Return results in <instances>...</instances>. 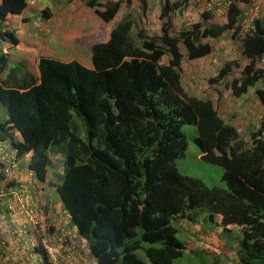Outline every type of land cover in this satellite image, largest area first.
<instances>
[{"label": "trees", "instance_id": "obj_1", "mask_svg": "<svg viewBox=\"0 0 264 264\" xmlns=\"http://www.w3.org/2000/svg\"><path fill=\"white\" fill-rule=\"evenodd\" d=\"M138 2L143 13L149 1ZM252 2L229 0L219 23L195 22L172 32L169 15L184 13L190 0H161V34L149 35L142 26L133 32L136 21L127 15L115 19L122 0H85L100 20L84 29L92 64L41 56L33 73L24 60L11 63L3 52L19 42L6 17L23 12L27 1L0 0V110L6 116L0 140L8 139L18 156L29 154L28 168L41 182L52 157L60 156L55 190L96 264H175L186 249L177 235L181 221L199 220L236 230L241 263L264 264V117L244 136L233 124L234 112L222 116L214 99L185 88L181 74L184 58L211 54L209 40L231 31L248 61H224L211 80H222L218 84L235 98L253 90L264 106V16L241 31L240 6ZM211 10L202 17L215 16ZM41 15L46 19L50 11ZM234 68L238 75L228 78ZM184 124L196 127L201 158L224 168L226 188L177 169L186 147ZM15 185L25 191L15 205H24L19 198L33 203L28 181L12 178L7 187ZM35 248L50 264L44 249Z\"/></svg>", "mask_w": 264, "mask_h": 264}, {"label": "crops", "instance_id": "obj_2", "mask_svg": "<svg viewBox=\"0 0 264 264\" xmlns=\"http://www.w3.org/2000/svg\"><path fill=\"white\" fill-rule=\"evenodd\" d=\"M99 1H103V0H99ZM128 1L129 0H122L121 9H119V12L117 13L115 19L124 17L125 15L130 17L129 13H127V10L129 11ZM204 1L205 0H201V3L198 2L200 9ZM252 1H255L259 4V6L261 7L260 16L263 17L264 0H252ZM160 3L161 0H156L155 7L159 8ZM60 5H61L60 9L59 8L53 9L50 6H48V4L47 5L45 4L43 7L40 8L34 2V0H30L29 3L27 2V6L23 10V12H21L20 14H15L16 16L11 14L7 15L4 23H8V22L11 23L10 20L14 19L17 24H19L22 28L26 29L25 30L26 35H24L23 38L21 36L22 33L16 32L19 40L16 46H19L20 44L18 50L22 52L20 59L26 62L27 67H28L27 62L31 58L35 60V65H37V61L41 56L53 57L50 55V53H46L44 55L40 54L37 58L35 57L33 52L35 48L37 49V47H39V44H41L42 42L44 43L45 47L49 49V51L50 48L47 47L48 45L47 43H50L51 39H52V43L59 44V46L61 47L62 46L65 47L67 45V42L71 41L73 36L78 37L75 39L78 41L81 33L85 31L84 30L85 24H86L85 27L87 28V25H91V23L94 22L98 23L100 21L94 12V9L87 6L85 0H62V3ZM240 8L243 11V17L244 15L247 16L246 13L249 11L248 4L247 5L242 4ZM43 9H48L50 11V15L48 16V18L44 19L40 17L38 22H36V20L32 21L31 20L32 18H30L29 16L31 14L41 15ZM32 10L34 12H32ZM147 10H149V7L146 9V11ZM156 10L157 8L154 10V12ZM86 15H88V17H85ZM141 17L145 19V16L142 15ZM87 18H91V22L89 24L86 21ZM215 18H217L216 15L214 16V19ZM217 23H219V21H217ZM6 27H8V24L6 25ZM6 27H3L2 29H5ZM229 32L228 31L225 32L222 36H225L226 33L229 34L232 42L236 40L237 45H233V44L231 45L229 44L231 41H228L227 50L231 51V49L233 48L234 51V49L236 48V54L235 53L234 54L237 56V58H240V61L243 64L246 63L248 59L244 58L241 55L240 42L238 41V39H233L231 37V31ZM23 39L26 40V43L20 42V40ZM209 42L212 44L210 40ZM21 47H25V49L22 51ZM10 50L11 47H4L3 49V51L6 52L8 56H11ZM214 52H215L214 49H212L211 54L195 60H191V61L202 60L203 62L208 63V65L205 66V68L202 70V74L199 75V77L203 75L206 76V74H208L210 71H213L212 67L215 60L213 56ZM235 55L232 57H236ZM12 62H14V60H11V63ZM213 75H216V73H213ZM190 77L193 80H195L197 75L195 73H191ZM221 81L222 80H218V83H221ZM218 83H216L215 86H221ZM216 98L219 103V109H217L218 112L222 116H225L223 114L224 111L228 112L229 115H231V113L234 112L236 115V119H238L241 122V125H239V122L237 120H234L233 124L236 125L237 123L238 127H241L242 129H247L248 131L252 130L253 128H255V126H257L259 119L261 117H264V106L259 102L253 90H250L248 93L243 94L240 97H236V98L235 97L231 98V95H229L228 92L226 93L225 97H222V99L221 98L218 99V97ZM3 112H4L3 110H0V120L6 117ZM14 134L16 138L20 140L18 134L17 133ZM7 145H10L8 139L0 140V147H2L3 150L8 149ZM28 161H29V154L22 155L18 158V167L15 170L13 178H14V182L28 181L30 183L29 189L31 192L28 194V196L31 197L30 199L33 200L34 203V205L31 206L34 209L33 214L31 215V220H36L38 225H36V228L33 227L30 217L27 216L26 210L20 205H15L14 213L6 211L7 208L6 203L8 200H10L9 197L12 194H16V197L15 199H13V202L15 204L16 203L18 204L19 194L23 195L25 191H22L21 193L20 191H15V189L17 188V185H15V187H11L12 192L14 193L7 194L3 197L0 196V242L2 243L0 247V263L2 264H38L39 262L41 263L42 257L40 253L36 250L35 246L38 245L39 247H42L45 237H49L50 241H52L57 245L62 246L63 252L65 253L64 255H68V256L71 255L74 257L73 262L67 263L69 261L68 259V261L65 262L64 264H96L95 260L90 255L89 249L88 248L86 249L84 246L86 245L84 238L78 235L73 225H70L69 215L67 211L63 208L62 202L56 193L55 190V185L57 183L56 179L60 177V175L62 174L63 165L57 167L53 163V165L50 166L51 168L46 176L45 181L41 182L38 179H36L34 174L29 170ZM4 214L6 216V219L2 218ZM182 224L189 225L190 222L181 221V225ZM213 225L215 224L212 223L207 224L208 227ZM220 228L221 227L217 225L216 228H211L210 230L211 234L205 238L208 239L209 242H211V240L214 241L218 240V244L222 246L223 245L222 242L223 240H225V238L224 235H222V233H219ZM25 229H27V231ZM21 230H23L22 233L20 232L21 234L17 233L18 231ZM48 230H50L52 233L49 232L47 236L46 231ZM215 231L216 233H214ZM24 232L27 233L24 234ZM199 244L203 250H206L204 244H201L200 242ZM80 249L81 251L84 252V254L81 253ZM237 249H238L237 238L235 237V240L233 243H231L229 249L220 251L221 255L219 254L220 260L218 261V264H231V263L242 264ZM212 252L214 253L215 250H213ZM34 255H37L38 259L34 258Z\"/></svg>", "mask_w": 264, "mask_h": 264}, {"label": "rangeland", "instance_id": "obj_3", "mask_svg": "<svg viewBox=\"0 0 264 264\" xmlns=\"http://www.w3.org/2000/svg\"><path fill=\"white\" fill-rule=\"evenodd\" d=\"M26 1L28 3L30 2V0H26ZM155 1L156 0H149V6H148L149 10L143 13L139 9L140 7H139L138 0L128 1L129 11L127 10V13H129L130 17L131 18L133 17V19H135L136 21L133 26L134 27L133 32L136 31L135 27L138 26L139 28L140 26H142L146 28L149 35H160L161 34V23L163 20L159 19L158 12L160 11V7L159 8L155 7ZM34 2L40 8L43 7L45 4L46 5L48 4V6H50L53 9H58V8L60 9L61 8L60 4L62 3V0H34ZM198 2L201 3V0H196V2L195 0H191L188 7L184 10V13L175 12L169 15V21L171 22L172 32L177 31L182 26L188 27L192 23H195V22H200V23H203L205 26H208L210 24H215L217 23V21H221L223 19V17L221 16H218L215 19H214V16H210L208 19H204L202 17V13L205 12L203 10L204 3L201 5V9H200ZM156 8L157 10L154 12ZM248 9H249V6H248ZM32 12L34 11L32 10ZM246 14L247 16L249 15L248 12ZM38 15L39 14H31L29 17L32 18L31 19L32 21L36 20V22H38L40 17L42 18V15H39V17ZM142 15L145 16V19L141 17ZM85 17H88V15H86ZM91 18L86 19L88 24L91 22ZM10 21L11 23L10 22L7 23L8 27H10V29L14 30L15 32L22 33L21 36L23 38L24 35H26V31H25L26 29L22 28L19 24H17L14 19ZM85 25H84V28H86ZM88 27H90V25H87V28ZM85 31H87V29ZM106 31H108V29ZM76 38L78 37L73 36L71 41L67 42V45L65 47L63 46L61 47L59 46V44L52 43V39H51V42L47 43L48 44L47 47L50 48V51L48 48L45 47L44 43L42 42L41 44H39V47H37V49L35 48L33 53L36 58L40 54L44 55L46 53H50V55L53 56L54 58H57L63 61H66V59L69 58V59H76L86 66L91 65L92 64L91 63V45H92L91 40L88 38V36L85 35L84 32L81 33L78 41L75 40ZM210 41L212 42L213 44L212 47L215 51L213 55L215 59L213 63V67H212L213 71H210L208 74H206V76L203 75L199 77V75L202 74V70L205 68V66L208 65V63L203 62L202 60L190 61L184 58V61L182 64V72H181L182 82L189 92H193L200 96L207 95L211 97L212 99H214V102L217 105V109H219L218 100L216 98L217 93L219 94V92H221L222 90L221 92L222 97H225L228 90L224 88V86L222 85L215 86L216 83L211 79L216 76V75L214 76L213 73L218 72L219 67L221 65L220 63H223L229 58H232V56L236 54V48L234 49V51H233V48L231 49V51L227 50L228 41H231L229 43L231 45L232 44L237 45V42L236 40L232 42L229 34L227 33L225 34V36H220L217 39H210ZM20 42L26 43V40L23 39V40H20ZM19 46L11 47V50H10L11 56H9L11 60L16 61L21 58L22 52L18 51ZM180 48L182 50V53L185 54V47L183 46V44H180ZM24 49L25 47H21L22 51ZM27 63H28L29 69L33 73H36L37 69L35 65V60L31 58ZM238 71H239V68H234L233 71L229 74L228 78L238 75ZM191 73H195L197 75L195 80H193L190 77ZM231 98H234V97L231 96ZM223 114H225V116L230 118V115L228 112L224 111ZM235 120H237L239 122V125H241V122L238 119H235ZM80 126H82V128L79 131V133L81 136H84L83 125L80 124ZM236 126H238L237 123H236ZM182 131L186 138V147L183 150V154L175 160L177 169L182 174L199 178L208 186H219V187L226 188L227 187L226 183L223 180L224 168L221 165L209 162L201 158L200 150L197 144L195 143V139H194L197 135L196 127L192 124H184L182 126ZM242 131H243L242 134L244 136H247V133L249 131L247 129H242ZM52 158H53V162L55 166L59 167L62 165L60 156L54 155ZM17 188L15 189V191L17 190ZM26 192L27 194L31 192L29 187L26 188ZM9 198L10 200L8 201H11L14 199V198L11 199V197ZM4 219H6L5 214H4ZM211 228H216V225L208 227L205 224L204 226V222L202 220L201 221L199 220V222H196L193 224L190 223L189 225L188 224L179 225L177 235L186 244V249L181 257H178L174 260L175 264H214L215 261L218 262L220 260V257H219L220 251L229 249V246L231 245V243L234 242L235 237H237V232L236 230L225 231L221 227L219 233H222V235H224L225 240H223L222 242L223 245L220 246L218 244V240L216 241L211 240V242H209V240L205 238L211 234V231H210ZM49 232L51 231L50 230L46 231L47 236ZM214 233H216V231ZM48 238L49 237H45V239H48ZM84 241L86 243V245L84 246L87 249L88 242L85 239ZM199 242L205 245L206 250L202 249ZM1 245L2 243L0 242V247ZM213 250H215L214 253L212 252ZM81 253L84 254L83 251H81ZM64 254L62 255V259L59 262V264H64L65 262L68 261V259L69 261L67 263L73 262V259H74L73 256L70 255V257L67 258L66 255ZM34 258L38 259L37 255H34ZM38 264H40V262ZM231 264H235V263H231Z\"/></svg>", "mask_w": 264, "mask_h": 264}, {"label": "built area", "instance_id": "obj_4", "mask_svg": "<svg viewBox=\"0 0 264 264\" xmlns=\"http://www.w3.org/2000/svg\"><path fill=\"white\" fill-rule=\"evenodd\" d=\"M228 7L229 0H211L207 3V9H214L217 16H224L229 9ZM249 13V18L243 21V31H247L249 28L253 27L252 21L258 16V6L254 5L251 7ZM0 161V196H3L12 193L11 187H7V184L14 177L15 170L18 167L17 150L15 148H8L4 151L3 148L0 147ZM19 187L22 188V185L20 184ZM15 197L16 194H14L13 198L15 199ZM19 200L24 204L21 206L27 209V216H29L31 220V215L34 211L31 206L34 204L31 203L28 198H19ZM6 205L9 210H15V203L13 200L7 201ZM2 218H4V215ZM31 222L32 225H36L37 223L36 220H31ZM43 246L47 260L51 264H59L62 259V255L64 254L62 246L50 242L49 239L44 240ZM66 257L69 258L70 256L66 255Z\"/></svg>", "mask_w": 264, "mask_h": 264}, {"label": "clouds", "instance_id": "obj_5", "mask_svg": "<svg viewBox=\"0 0 264 264\" xmlns=\"http://www.w3.org/2000/svg\"><path fill=\"white\" fill-rule=\"evenodd\" d=\"M209 1H211V0H205L204 1V8H203V10L206 12V11H210L211 9H207V3L209 2ZM254 5H257L258 6V16L257 17H255L254 19H256V18H258L259 16H260V13H261V7L259 6V4L257 3V2H255V1H253L252 2V4L249 6V10L251 9V7H253ZM212 11V10H211ZM248 13H249V11H248ZM216 15V14H215ZM226 15V14H225ZM224 15V16H225ZM212 16H213V14H212ZM224 16H221V17H224ZM249 16H250V13H249V15L248 16H245L244 15V17L241 19V25L243 24V21L244 20H246V19H248L249 18ZM216 17H218L217 15H216ZM253 19V20H254ZM252 23H253V21H252ZM242 33H243V26H242ZM184 46V45H183ZM186 51V50H185ZM4 52V51H3ZM264 62H259V65L260 64H263ZM223 63H221V65H222ZM221 65H220V67H221ZM219 67V68H220ZM219 71V70H218ZM218 73V72H217ZM216 73V74H217ZM215 76V75H214ZM186 88V87H185ZM218 94V93H217ZM217 97V96H216ZM10 144V143H9ZM7 147L8 148H14L11 144L10 145H7ZM16 149V148H15ZM17 150V149H16ZM5 151V150H4ZM20 156H18V158H19ZM29 217V216H28ZM4 219V218H3ZM30 221V220H29ZM36 225H38V223H36ZM36 225H33V227L34 228H36ZM26 231H27V229H25ZM20 232H23V230H21V231H18L17 233H19V234H21ZM41 232V231H40ZM24 233H27V232H24ZM49 240H50V238H48ZM46 240V239H45ZM50 242H52V241H50ZM43 243H44V241H43ZM53 243V242H52ZM55 244V243H54ZM42 248L44 249V246H43V244H42ZM64 253V252H63ZM49 262V261H48ZM50 263V262H49ZM40 264H43V262H41ZM51 264V263H50Z\"/></svg>", "mask_w": 264, "mask_h": 264}]
</instances>
